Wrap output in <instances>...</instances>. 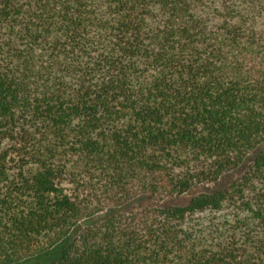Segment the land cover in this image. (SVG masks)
Wrapping results in <instances>:
<instances>
[{"label":"trees","instance_id":"trees-1","mask_svg":"<svg viewBox=\"0 0 264 264\" xmlns=\"http://www.w3.org/2000/svg\"><path fill=\"white\" fill-rule=\"evenodd\" d=\"M262 140L264 0H0V264L215 181ZM44 264H264V151Z\"/></svg>","mask_w":264,"mask_h":264},{"label":"rangeland","instance_id":"rangeland-1","mask_svg":"<svg viewBox=\"0 0 264 264\" xmlns=\"http://www.w3.org/2000/svg\"><path fill=\"white\" fill-rule=\"evenodd\" d=\"M264 151V140L259 142L253 149H251L243 158L241 163L234 169L221 174L215 181L202 182L193 185L189 190L183 194L175 197H167L160 201H154L144 195H139L136 198L115 207L105 208L93 216L81 220L78 225L70 232V234L65 237L60 243L52 247L47 253L43 255L33 256L25 259L31 264H44L47 260L52 259L59 255L61 249L67 244L72 237L83 227L94 224L99 220H102L110 215H115L118 213H123L131 210L143 209L146 207H163L170 205H184L186 204L194 195L202 192H212L215 190L222 189L230 184L235 177L247 170L249 165L254 161L256 156ZM14 264H26L22 261L16 262Z\"/></svg>","mask_w":264,"mask_h":264}]
</instances>
